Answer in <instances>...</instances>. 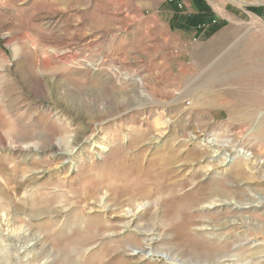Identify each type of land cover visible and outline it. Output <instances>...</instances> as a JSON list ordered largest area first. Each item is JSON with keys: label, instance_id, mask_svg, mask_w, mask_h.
<instances>
[{"label": "rangeland", "instance_id": "374dc122", "mask_svg": "<svg viewBox=\"0 0 264 264\" xmlns=\"http://www.w3.org/2000/svg\"><path fill=\"white\" fill-rule=\"evenodd\" d=\"M0 242L264 264V0H0Z\"/></svg>", "mask_w": 264, "mask_h": 264}, {"label": "bare ground", "instance_id": "6f19581e", "mask_svg": "<svg viewBox=\"0 0 264 264\" xmlns=\"http://www.w3.org/2000/svg\"><path fill=\"white\" fill-rule=\"evenodd\" d=\"M248 64H250V63H248ZM259 75H257L256 76V81L258 82V80H259ZM197 136H193V138H196ZM218 142H220L219 141V139H217V138H211V139H209V141L207 142V144L208 145H210V146H217L218 145ZM101 148L102 149H104V150H107L108 148L106 147V146H104V145H102L101 146ZM212 152L214 153V155L215 154H217V149H213L212 150ZM249 155V154H248ZM6 195V194H5ZM2 197V196H1ZM6 197V196H5ZM7 198V197H6ZM3 199H5V198H3ZM27 202H29V201H27ZM2 203V202H1ZM2 205V204H1ZM4 205V204H3ZM41 208H42V210H43V206L42 207H40V208H38L37 210L38 211H40L41 210ZM42 212V211H41ZM11 221V220H10ZM14 230H17V229H13V231ZM17 232V231H16ZM13 233H15V232H13ZM28 235H29V233H27V231H23V233L21 232V234H19L18 235V237H13L14 239H18V240H25L27 237H28ZM9 236V235H8ZM34 237V236H33ZM83 237V236H82ZM30 238V237H29ZM12 240V239H11ZM36 240H38V239H36ZM148 240V239H147ZM26 241H28V240H26ZM35 241V240H34ZM88 241L89 240H86V239H83V238H80V239H78V243H76L75 245H72V247H71V249H70V251L72 250L73 252H77V251H83L84 253H87L89 250H91V249H93L94 247L92 246V247H86L85 248V246H86V244L88 243ZM2 242V241H1ZM0 242V243H1ZM22 242V241H21ZM32 243V242H31ZM36 243V241L35 242H33V245ZM26 245H27V243H26ZM25 246V245H24ZM28 246H29V242H28V245H27V247H26V249L28 248ZM31 246V245H30ZM17 247H18V245H17ZM24 248V247H23ZM17 250V249H16ZM18 251V250H17ZM33 251V250H32ZM87 251V252H86ZM37 252V251H36ZM34 253H35V250H34ZM35 256V255H34ZM7 257V256H6ZM31 257V256H30ZM19 258V257H18ZM28 258V257H27ZM51 258V255L50 254H47V255H45V257H44V259H43V261L42 262H40L39 264H49L50 262V259ZM38 259V258H37ZM92 259H93V257L90 259V261H92ZM26 260V259H25ZM76 261L77 262H79L77 259H76ZM101 261H96V262H94L95 264H101L100 263ZM93 263V264H94Z\"/></svg>", "mask_w": 264, "mask_h": 264}, {"label": "crops", "instance_id": "0c3cea01", "mask_svg": "<svg viewBox=\"0 0 264 264\" xmlns=\"http://www.w3.org/2000/svg\"><path fill=\"white\" fill-rule=\"evenodd\" d=\"M247 68H249V65H247L246 66ZM257 75H259L260 76V74H258V73H256L253 77H254V80H255V82L257 83V81H256V76ZM244 103H246V102H244ZM246 106H247V113H250L252 110H254L255 109V103L254 102H252V103H250V102H248V103H246Z\"/></svg>", "mask_w": 264, "mask_h": 264}, {"label": "trees", "instance_id": "16d2710c", "mask_svg": "<svg viewBox=\"0 0 264 264\" xmlns=\"http://www.w3.org/2000/svg\"><path fill=\"white\" fill-rule=\"evenodd\" d=\"M255 11H259L257 8L254 9Z\"/></svg>", "mask_w": 264, "mask_h": 264}]
</instances>
